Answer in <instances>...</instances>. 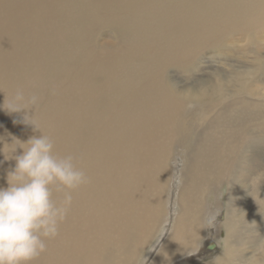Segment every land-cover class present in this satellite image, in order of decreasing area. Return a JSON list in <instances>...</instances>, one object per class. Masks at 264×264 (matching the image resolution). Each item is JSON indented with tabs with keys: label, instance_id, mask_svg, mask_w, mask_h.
Segmentation results:
<instances>
[{
	"label": "bare ground",
	"instance_id": "6f19581e",
	"mask_svg": "<svg viewBox=\"0 0 264 264\" xmlns=\"http://www.w3.org/2000/svg\"><path fill=\"white\" fill-rule=\"evenodd\" d=\"M263 38L264 0H0V103L18 89L36 95L41 133L86 177L31 264H264V240L253 251V234L238 237L247 218L230 198L250 166L242 149L257 139L258 124L246 121H264V74L256 67L191 91L169 76L193 74L204 52L233 42L262 51ZM22 115L0 110V136L40 135L13 122ZM14 164L0 155V187ZM223 182L225 215L209 202ZM63 195L53 192L58 202Z\"/></svg>",
	"mask_w": 264,
	"mask_h": 264
},
{
	"label": "clouds",
	"instance_id": "9594fccd",
	"mask_svg": "<svg viewBox=\"0 0 264 264\" xmlns=\"http://www.w3.org/2000/svg\"><path fill=\"white\" fill-rule=\"evenodd\" d=\"M37 104L38 97L22 89L0 103V110L8 114L23 113L14 123L40 132L24 141L10 134L9 140L0 136V155L15 161L7 172V187H0V264H31L44 252L45 239L58 235L71 206V190L86 183L74 158L56 155L52 139L41 133L35 118ZM54 190L64 192L59 202Z\"/></svg>",
	"mask_w": 264,
	"mask_h": 264
},
{
	"label": "rangeland",
	"instance_id": "374dc122",
	"mask_svg": "<svg viewBox=\"0 0 264 264\" xmlns=\"http://www.w3.org/2000/svg\"><path fill=\"white\" fill-rule=\"evenodd\" d=\"M108 33H106V34L104 33V36L102 37L103 39L101 41H104V42L105 41H111L110 37H112V35L108 34ZM262 42H264V38L262 39ZM232 44H233L231 47L232 49H230L229 51L226 50V47H224L220 50H213L211 52H204V54L201 56V61H200L199 67L200 68L205 67L207 69H203V68L199 69V67H198L195 70H193L194 71L193 74L187 73V72H182L180 70L179 71L172 70L174 72H170L169 76H171L170 81H171L173 87L178 89V90H181V91L185 90V87H186V90L191 91V90H196L197 88H199L200 84H202V85H206L208 83L214 84L215 82L218 83L220 81H221L220 83H222L224 86H227L226 82L229 79L233 80L236 83L239 79H242L241 75H243L244 73H246L248 71H253V69L256 67H258L259 70L254 71L255 74H264V49L262 51H258L259 47H253L252 45H249L250 48L249 47L247 48L246 46L243 48V45L239 42L238 43L233 42ZM236 44H238V45H236ZM217 76H219V77H217ZM224 90H229V89H228V87H225ZM256 95L257 94L253 95V97L250 96L248 98L256 99L258 102L263 100L262 95H260V94H258L257 96ZM255 113H257V112H255ZM260 114H256V115L259 116ZM248 115H249V113H247V116ZM256 115L251 116V118H249L250 120H247L246 122L249 123L251 121V123H249V124H251V125L252 124L253 125L258 124L260 127L261 126L263 127L264 126L263 119H261V117H257ZM258 125H257V128H253L254 134L256 133L257 139H253L254 140L253 143L246 144V146H247V147H245L246 149H242L243 153H245V154H242V157L246 158L245 161L247 160L250 166H249V168H246L245 175L243 176L242 180L241 181L239 180L237 185H235L236 187L233 190L232 196L230 197V198L233 197V198L240 199V201L243 203L244 211H245L244 217L247 219H245V221H242V219H241V221H239L240 222V229H236V231H237L236 233L239 234L238 237H243V236L253 234V235H251L252 237L250 239L251 241H253V240L255 241V242L253 241L254 242L253 243V245H254L253 251H255L257 249V247L259 248V243L264 240V238H262L264 235V227H263L264 226V219H263L264 218L263 217L264 216V212H263L264 206L261 209H258L256 207V205L255 206L251 205V202L254 198L253 196L255 193L254 189L256 191H259V192L262 191L263 192L262 195H264V181H262V179L259 178V180H256L255 185H253L254 183L252 182L253 178H255L257 175L260 176L259 172L264 174V169L261 168L264 166V158H263L264 157V150H262L261 153L258 151L257 152L254 151L255 149L258 148L259 142L264 143L263 135L258 132V128H260ZM200 126H202V125H200ZM200 126H197V127H200ZM261 137L263 138V140ZM253 147H254V149H253ZM179 149L180 148L178 147L176 152H178ZM259 149H262V147ZM257 156H259V157H257ZM259 161H261V162H259ZM250 162H252V164ZM11 169H12V166H5L4 171H10ZM246 173H249V174H246ZM254 174L256 175L255 177L253 176ZM263 174H261V175H263ZM231 176H233V173L231 174ZM257 181H259V183H257ZM250 184L252 185V187H254L253 189H251ZM227 187L228 186H227L226 182H223V183L219 184L218 187L211 190V192H210L211 196L209 197V202H210L211 210L213 212H215V209H222V215H225V212H226L227 207H228V201H229V199L226 198V195L228 194L227 193V190H228ZM218 193H220V194H218ZM217 195H218V197H217ZM234 195H236V196H234ZM214 200L220 201V204L219 205H215V204L212 205V203H214ZM222 215L216 216L215 220L217 222L223 221ZM253 215H254L255 220L253 219V217H250ZM212 216H215V213H213ZM250 219H251V221H250ZM252 219H253V221H252ZM248 220H249V222H248ZM246 223H248V224H246ZM246 225L248 227H253L252 230L251 231L247 230L248 227ZM218 230H219V228H218ZM225 234H226L225 230L224 229L221 230L219 235H218V238L223 239L225 237ZM247 240L248 239L243 240L244 243H242V244L245 245V241H247ZM244 249H245V246H244ZM248 252L252 253L251 250H249ZM235 263H239V260H236ZM231 264H233V263H231Z\"/></svg>",
	"mask_w": 264,
	"mask_h": 264
},
{
	"label": "water",
	"instance_id": "95a60500",
	"mask_svg": "<svg viewBox=\"0 0 264 264\" xmlns=\"http://www.w3.org/2000/svg\"><path fill=\"white\" fill-rule=\"evenodd\" d=\"M209 248H213V245H211Z\"/></svg>",
	"mask_w": 264,
	"mask_h": 264
}]
</instances>
